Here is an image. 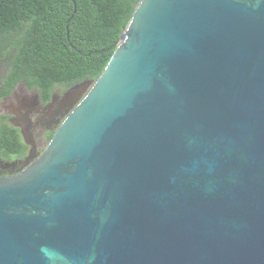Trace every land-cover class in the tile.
<instances>
[{"label":"water","instance_id":"1","mask_svg":"<svg viewBox=\"0 0 264 264\" xmlns=\"http://www.w3.org/2000/svg\"><path fill=\"white\" fill-rule=\"evenodd\" d=\"M111 47L0 177V264H264V0H139Z\"/></svg>","mask_w":264,"mask_h":264},{"label":"trees","instance_id":"2","mask_svg":"<svg viewBox=\"0 0 264 264\" xmlns=\"http://www.w3.org/2000/svg\"><path fill=\"white\" fill-rule=\"evenodd\" d=\"M138 1L0 0V33L25 30V38L18 40L23 51L12 62L11 74L40 91L56 83L66 87L95 80ZM22 146L18 134L2 124L1 156L8 158Z\"/></svg>","mask_w":264,"mask_h":264},{"label":"flooded vegetation","instance_id":"3","mask_svg":"<svg viewBox=\"0 0 264 264\" xmlns=\"http://www.w3.org/2000/svg\"><path fill=\"white\" fill-rule=\"evenodd\" d=\"M23 33V28L0 33V128L7 124L23 143L20 151L9 152L8 158L0 153V177L19 173L43 152L76 101L77 91L70 95L68 89L80 83L66 87L56 83L40 91L23 78L16 79L10 67L19 50L23 51V43L18 42L25 38Z\"/></svg>","mask_w":264,"mask_h":264}]
</instances>
